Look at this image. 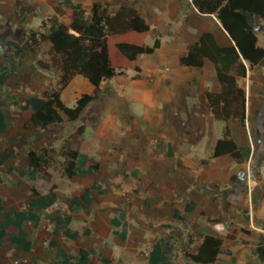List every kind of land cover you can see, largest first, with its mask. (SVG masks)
Instances as JSON below:
<instances>
[{"label":"crops","instance_id":"0c3cea01","mask_svg":"<svg viewBox=\"0 0 264 264\" xmlns=\"http://www.w3.org/2000/svg\"><path fill=\"white\" fill-rule=\"evenodd\" d=\"M64 1L0 0V43L10 41L22 48L21 56L14 58L8 48L0 47V69L6 67L11 74L0 88H7L15 76H25L24 71L33 77L41 75L37 54L24 35L53 15L63 21L65 9L56 13V8ZM87 2L91 6L99 0L79 1L82 7ZM132 7L150 28L137 45L152 46L154 30L159 48L152 55L138 56L124 74L102 84V102L81 119L97 115L96 127L81 123L84 131L91 130L89 138H83L84 132H73L69 139L70 148L98 164L100 182L98 191L91 192L92 205L94 193L104 197L107 188L114 192L103 206L112 208L125 205L124 191L141 190L151 214L164 224L159 234L139 233L142 240L126 249L123 257H134L137 247L147 244L146 256L156 240L170 237L169 264H193L185 253L194 254L202 238L212 236L222 241L213 264H264L255 255L264 237V64L249 67L244 62L245 75L236 80L244 93L243 120H215L200 103L203 93L220 91L213 65L205 62L202 69L190 70L179 61L205 33L212 35L219 48L233 47L226 32L213 16L200 15L190 0H132ZM255 35L257 46L264 50V23H257ZM6 55L13 66L3 63ZM127 69L133 73L127 74ZM45 79L49 87L52 79ZM78 87L82 94L93 91L75 76L60 93L62 102L63 94ZM25 112L30 116V111ZM225 135L242 150L239 162L228 155L212 157L215 143ZM202 144L204 155L197 150ZM188 205L193 206L189 213L185 212ZM130 220L123 212L111 217L109 224L116 227L112 234L118 237L114 243L132 237L131 230L117 233ZM174 224L183 232L180 253L173 240Z\"/></svg>","mask_w":264,"mask_h":264},{"label":"trees","instance_id":"16d2710c","mask_svg":"<svg viewBox=\"0 0 264 264\" xmlns=\"http://www.w3.org/2000/svg\"><path fill=\"white\" fill-rule=\"evenodd\" d=\"M80 0L72 4L66 0L58 5L56 13L64 8L63 21L53 15L41 23L38 29L25 34L33 53L37 54L43 44L48 45L46 55L49 66L58 73L55 88H49L41 96H30L24 104H16L25 112L30 111L29 125L32 130L46 131L54 127H63L80 121L90 107L99 105L103 99L102 84L120 74L119 67H130L138 56L152 55L159 48L156 31H152L154 42L152 46L137 45L128 42H113L116 62L110 54V39L126 34L142 35L150 31L148 24L139 13L127 2L119 4L113 12L107 5L100 2L92 3L85 11ZM192 7L200 14L213 16L234 44L233 47L219 48L210 34H202L199 39L187 47L181 57L180 66L190 70L202 69L205 62L213 65L216 79L220 86L218 93H203L200 96L201 106L218 121L238 120L244 117V93L236 84L237 78L245 75L244 62L249 67L264 64V50L257 46V23H264V0H190ZM0 47L8 48L14 58H19L22 48L13 42L0 43ZM119 64L121 66H119ZM84 79L92 88V93L81 94L72 108L67 107L60 99V93L75 77ZM11 74L7 68L0 69V87ZM89 125L96 127L97 115H91ZM85 126L80 125L76 134L81 135ZM0 136L12 137L7 125L4 111L0 107ZM242 150L225 135L215 143L213 158L228 155L235 161H240ZM9 156L3 157V162ZM26 167L22 170L9 169L21 179L35 181L38 175L46 170L58 171L61 176L79 188L73 191L67 199V207L71 213L76 210H87L92 206L91 192L98 191L100 178L98 164L85 155L70 148L62 141L58 150L51 146L29 150L26 153ZM16 190L26 197L27 210L17 211L11 207L3 208L0 198V247L3 241L29 255L32 243L28 239L25 228L28 225L37 226L40 213L58 202L54 192L40 193L26 182H20ZM193 206L185 207V212H191ZM175 219L178 213H174ZM72 217L68 214L56 216L54 233H63L69 240H76L78 233L72 232L69 225ZM6 225L11 226L15 233L7 234ZM88 230L83 232L84 236ZM121 240L124 235H121ZM222 241L217 237L205 236L194 254L186 255L193 264H213L220 253ZM51 241L49 247H54ZM172 247L170 237L158 239L149 251L146 264H169ZM94 255L99 256L100 264H111V252L104 247L88 246L80 249L76 255L65 250H59L53 264H95ZM255 255L264 263V237L255 248ZM34 264V263H33Z\"/></svg>","mask_w":264,"mask_h":264},{"label":"rangeland","instance_id":"374dc122","mask_svg":"<svg viewBox=\"0 0 264 264\" xmlns=\"http://www.w3.org/2000/svg\"><path fill=\"white\" fill-rule=\"evenodd\" d=\"M127 2L132 7V0H99L103 5H107L110 12L116 10L117 6L122 2ZM90 2V1H89ZM84 4V10L88 11L90 4ZM141 35L126 34L122 37L111 38L109 51L116 62L115 55H118L113 48V42L122 41L137 44L140 42ZM149 39L147 37L144 42ZM143 40V39H142ZM48 45L43 44L36 55V64L41 68V75L29 76L24 71L25 76L19 78L15 76L8 83L7 88H0V107L4 111L7 125L10 129L12 137L8 139L6 136H0V198L3 208H13L15 210H27L26 197L19 194L16 190L20 182H26L29 186H33L40 193L54 192L58 196V202L52 208L40 213V222L37 226L28 225L25 231L28 239L32 243V250L29 255L23 253L22 250L8 245L5 241L0 247V264H53L59 250H65L71 255H76L81 248L90 245L98 247L103 246L110 250L112 264H145L146 256L144 252L147 249L146 245H139L135 256H126L123 254L126 249L132 246L135 247L140 243L142 238H139V233L153 232L154 234L161 233V221L155 215L151 214V206L146 201L144 191L128 189L123 192L122 197L125 199V205L112 207H104L103 201L109 199L114 192L112 189H105L104 197H98L94 193L93 205L87 210L74 209L71 213L67 207V199L70 194L77 190L79 186L71 183L60 175L58 171L46 170L38 175L37 180L29 181L21 179L15 172H10L9 169L21 170L26 167V153L29 150H36L40 147L51 146L58 150L62 141L66 140L67 145H70L69 139L76 134V129L81 123H88V118L81 120L78 123L64 125L63 127H54L46 131H35L30 128L29 115L27 112L21 111L16 104H21L30 96H41L44 90L55 88L58 80V73L49 65V58L46 55ZM119 56V55H118ZM9 55L3 57V63L7 66H13ZM120 57V56H119ZM121 59V57H120ZM119 66H121L119 64ZM126 67H119L120 74H124ZM48 71V75L45 72ZM127 74H132L130 69L126 70ZM49 76L52 79L49 87H46ZM83 90L78 87L74 92L63 94V100L67 107L72 108L75 105L76 99L80 97ZM91 130L86 128L83 133V138H89ZM197 150L200 155L205 153V144L200 145ZM8 155L9 158L3 162V157ZM121 176V175H120ZM125 175L122 174V177ZM126 182V179H125ZM101 187V186H100ZM108 201V200H107ZM123 212L132 218V221L125 226L117 228V233L132 231V237L126 241L113 242L117 238L112 234L116 227L109 224V220L113 215ZM68 214L72 217L69 229L72 232H77L76 240L66 239L63 233H54V219L56 216ZM155 217V218H154ZM173 228V240L177 252H182V229L177 225H171ZM88 230L87 236L83 235L84 230ZM6 233L14 234V229L6 225ZM55 242L54 247H49V243ZM132 244V245H131ZM144 244V243H143ZM191 244V242H190ZM189 255L185 253V256ZM95 264H100L97 255L92 257ZM127 258V260H126Z\"/></svg>","mask_w":264,"mask_h":264},{"label":"built area","instance_id":"2783aa9c","mask_svg":"<svg viewBox=\"0 0 264 264\" xmlns=\"http://www.w3.org/2000/svg\"><path fill=\"white\" fill-rule=\"evenodd\" d=\"M147 256V255H146Z\"/></svg>","mask_w":264,"mask_h":264}]
</instances>
